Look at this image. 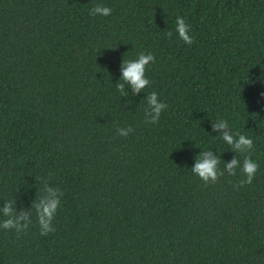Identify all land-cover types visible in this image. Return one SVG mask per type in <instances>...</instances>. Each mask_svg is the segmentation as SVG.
<instances>
[{
  "label": "trees",
  "instance_id": "1",
  "mask_svg": "<svg viewBox=\"0 0 264 264\" xmlns=\"http://www.w3.org/2000/svg\"><path fill=\"white\" fill-rule=\"evenodd\" d=\"M95 3L111 14L90 16ZM176 16L191 45L168 37ZM140 52L154 56L150 86L121 95L123 60ZM152 91L167 105L156 123ZM217 117L233 129L213 131ZM233 130L253 138L256 175L205 184L197 154L223 170L235 154L219 136ZM46 182L63 196L42 236L30 209ZM9 200L33 223L0 229V264H264V0H0V208Z\"/></svg>",
  "mask_w": 264,
  "mask_h": 264
},
{
  "label": "clouds",
  "instance_id": "2",
  "mask_svg": "<svg viewBox=\"0 0 264 264\" xmlns=\"http://www.w3.org/2000/svg\"><path fill=\"white\" fill-rule=\"evenodd\" d=\"M112 9L103 3H95L89 9V15L96 17H107L111 14ZM182 41L186 45L193 43V35L190 25L186 22L185 18L176 16L174 29L168 30V37L173 36ZM154 61V56L151 52H140L135 59H124L121 65L120 81L117 82L116 87L121 95L124 92V84L127 83L131 86L133 93H140L150 86V81L145 75L146 67ZM147 109L144 112L145 118H150L146 122L156 123L162 110H166L167 105L159 98L157 92H148L145 98ZM213 131L223 128H232L229 121L223 117H217L212 125ZM233 129V128H232ZM132 131L131 127H118L116 129L117 135L120 137L128 136ZM216 140V138H212ZM219 139L227 149L232 151L235 155L233 158L223 163V170L220 169V158L218 155H213L211 149H201L197 154L194 165L191 167V172L197 176L205 184L215 183L218 176L223 175L225 172L228 176H234L239 171L243 175L240 184L251 183L258 170L257 162L250 157L253 150L254 142L250 135L244 132L233 130L231 134L228 132L220 133ZM237 154H244L243 159H239ZM44 193L38 191L31 205L30 212L34 213L35 223L38 226L40 235H47L55 231L53 226L54 219L61 206V198L63 191L55 186L45 183L42 189ZM15 201H6L3 208H0V213L3 214L4 219H0V229L14 230L20 233L29 228L33 223V218H29L28 214L18 216L15 210Z\"/></svg>",
  "mask_w": 264,
  "mask_h": 264
}]
</instances>
